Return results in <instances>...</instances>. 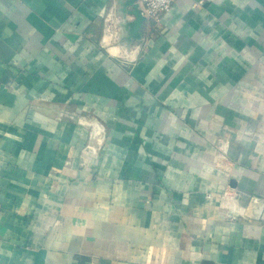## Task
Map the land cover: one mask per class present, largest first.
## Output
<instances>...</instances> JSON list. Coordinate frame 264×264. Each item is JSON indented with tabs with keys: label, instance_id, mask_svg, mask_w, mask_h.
<instances>
[{
	"label": "crops",
	"instance_id": "0c3cea01",
	"mask_svg": "<svg viewBox=\"0 0 264 264\" xmlns=\"http://www.w3.org/2000/svg\"><path fill=\"white\" fill-rule=\"evenodd\" d=\"M129 2L0 0V264H264V0Z\"/></svg>",
	"mask_w": 264,
	"mask_h": 264
},
{
	"label": "built area",
	"instance_id": "2783aa9c",
	"mask_svg": "<svg viewBox=\"0 0 264 264\" xmlns=\"http://www.w3.org/2000/svg\"><path fill=\"white\" fill-rule=\"evenodd\" d=\"M140 14L147 20L158 22L178 0H136Z\"/></svg>",
	"mask_w": 264,
	"mask_h": 264
},
{
	"label": "water",
	"instance_id": "95a60500",
	"mask_svg": "<svg viewBox=\"0 0 264 264\" xmlns=\"http://www.w3.org/2000/svg\"><path fill=\"white\" fill-rule=\"evenodd\" d=\"M136 0H130L129 5L131 6L132 11L129 12L131 16L134 17V21L130 24L131 27V36L139 37L138 30L141 27V24L144 22L143 16L140 14L138 5L135 3Z\"/></svg>",
	"mask_w": 264,
	"mask_h": 264
}]
</instances>
